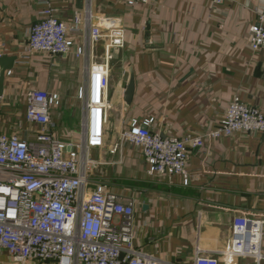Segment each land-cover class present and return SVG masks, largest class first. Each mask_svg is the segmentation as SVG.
<instances>
[{
  "label": "crops",
  "instance_id": "crops-1",
  "mask_svg": "<svg viewBox=\"0 0 264 264\" xmlns=\"http://www.w3.org/2000/svg\"><path fill=\"white\" fill-rule=\"evenodd\" d=\"M50 1L56 16L68 25L76 12L90 8L95 19L115 18L125 30V46L112 50L110 60L119 62V69L115 79L110 71V96L117 93L122 100V72L131 67L133 97L127 108L122 100L121 121L106 124L103 146L91 151H100L106 159L100 161L101 177L135 200L137 248L160 264H193L199 252L218 264H255L251 257L227 260L222 254L233 216L254 214L263 220L264 264V132L205 137L203 146L189 153L188 175L172 178L149 176L137 148L127 143L119 152L116 146L130 118H153V130L181 138L214 129L235 96L264 114V48L254 51L249 44V28L257 9L264 11V0H225L219 5L210 0H153L135 7L120 0ZM40 7L37 0H0V54L17 56L5 79L0 132L31 129L24 117L25 92L34 85L51 91L49 73L68 71L71 90L77 85L76 71L83 82L81 60L39 52L23 58ZM79 27V33L71 35L77 43L87 33L84 23ZM104 43L101 39L94 46L95 54L103 56ZM16 95H21V125L15 121L16 110L11 111ZM82 107V102L67 98L52 109L59 137L79 130ZM117 156L126 167L136 166L139 185L131 186L135 195L118 185Z\"/></svg>",
  "mask_w": 264,
  "mask_h": 264
},
{
  "label": "built area",
  "instance_id": "built-area-1",
  "mask_svg": "<svg viewBox=\"0 0 264 264\" xmlns=\"http://www.w3.org/2000/svg\"><path fill=\"white\" fill-rule=\"evenodd\" d=\"M41 3L38 19L30 26L23 58L32 53L83 61L82 115L79 130L67 138L55 133L52 109L60 102L55 92L37 85L26 92L23 133L0 132V254L18 264H160L135 244V200L113 190L93 175L99 165L90 151L104 144L110 101L112 50L125 46V30L115 18L96 17L90 8L76 12L71 25L60 20L50 0ZM127 7L153 0H120ZM222 4L225 0H210ZM249 28L252 50L264 48V11H256ZM84 23L81 43L72 34ZM104 39L103 59L94 46ZM2 55V54H0ZM11 71H6L5 77ZM3 95L0 96V102ZM153 118H130L119 135L120 143L137 148L150 176L188 175L192 149L203 139L237 133H263L264 114L235 96L217 126L200 135L181 138L153 130ZM263 220L254 214H236L225 259L251 257L261 264ZM163 264H176L163 262ZM193 264H218L214 257L197 253Z\"/></svg>",
  "mask_w": 264,
  "mask_h": 264
},
{
  "label": "rangeland",
  "instance_id": "rangeland-1",
  "mask_svg": "<svg viewBox=\"0 0 264 264\" xmlns=\"http://www.w3.org/2000/svg\"><path fill=\"white\" fill-rule=\"evenodd\" d=\"M95 55H96V59L98 61L103 59V56H101V54H99L98 51ZM110 61H109L110 71H111L112 77L115 79L117 77V70L119 69V62H117L116 60H113V59ZM67 72L68 71H65L64 74L58 73L57 71H55L54 73L53 72L49 73L50 85H49L48 89L59 95L60 103H61V99L63 102H65L67 100V98H70L71 100H75L78 103L82 102V84L79 83V80L81 78V73L79 71H76L77 72L76 73L77 85L75 86V90H71L70 89L71 84L69 83V85H68V82L70 81L71 74H68ZM15 98H16L15 99L16 100V102H15L16 107L11 108V111L13 113L14 110H16L15 112H17L18 114H17V120L15 119V121L18 125H21V124H19L20 119H21V113H22V112H20L21 111L20 110L21 104H20V99H19V98H21V95H18V96L16 95ZM122 104H123V102H122L121 98L117 95V93L111 94L109 106H108L107 125L119 124V122L121 121V114H122L121 105ZM1 111H2V109L0 106V113H1ZM59 111L61 113L64 111L63 106L60 107ZM55 114H59V113H55ZM9 123L11 124V122H9ZM9 123H7V124H9ZM0 124H1V122H0ZM124 125H123V129L125 128ZM57 128H58V126L55 127L56 130H57ZM60 129H61V126H60ZM105 130H106V128H105ZM1 132H4V131H1ZM104 139H105V136H104ZM104 142H105V140H104ZM125 144H127V143H120L119 139H117L116 140L117 150H119V152L122 151V149L124 147H126ZM90 157L94 160L98 159L99 161L106 160L103 158V153H101L100 151H98L97 153H94V151L93 152L90 151ZM119 157H120V155H119ZM119 157L117 156L116 160H115L116 161L115 166L119 170L118 171V177H120V180H118V183H119L118 185L128 187L127 189L125 188L128 195H130V196L135 195V192L133 190L134 188H131V186L134 187L137 184L139 185L138 177H137L138 171H136V166H135V164H133V166H132L133 168H130L128 166L126 167L124 159L123 158L120 159ZM100 166H98L97 169L93 172V175L99 176V177H101L103 175V173H102L103 171H102V168H100ZM0 264H18V263L13 262L12 260H10V258L5 253H3V254H0ZM27 264H51V263H48V262H29Z\"/></svg>",
  "mask_w": 264,
  "mask_h": 264
},
{
  "label": "water",
  "instance_id": "water-1",
  "mask_svg": "<svg viewBox=\"0 0 264 264\" xmlns=\"http://www.w3.org/2000/svg\"><path fill=\"white\" fill-rule=\"evenodd\" d=\"M16 59V55H0V96L4 94V84L6 79L5 73L6 71H11L13 69ZM121 79V87L123 88L122 100L124 102L125 108H127L131 103L134 91L133 71L131 67H128L126 70H123Z\"/></svg>",
  "mask_w": 264,
  "mask_h": 264
}]
</instances>
